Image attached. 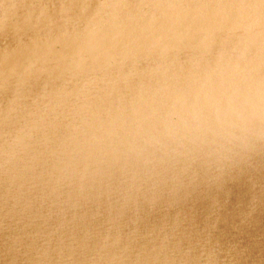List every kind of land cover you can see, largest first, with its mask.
Returning <instances> with one entry per match:
<instances>
[{
    "label": "water",
    "instance_id": "obj_1",
    "mask_svg": "<svg viewBox=\"0 0 264 264\" xmlns=\"http://www.w3.org/2000/svg\"><path fill=\"white\" fill-rule=\"evenodd\" d=\"M0 264H264V0H0Z\"/></svg>",
    "mask_w": 264,
    "mask_h": 264
}]
</instances>
